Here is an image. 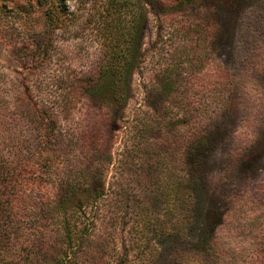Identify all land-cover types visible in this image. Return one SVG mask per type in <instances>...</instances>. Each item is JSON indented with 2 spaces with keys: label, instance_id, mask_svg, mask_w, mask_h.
I'll use <instances>...</instances> for the list:
<instances>
[{
  "label": "rangeland",
  "instance_id": "374dc122",
  "mask_svg": "<svg viewBox=\"0 0 264 264\" xmlns=\"http://www.w3.org/2000/svg\"><path fill=\"white\" fill-rule=\"evenodd\" d=\"M94 1L67 0L68 16L54 32L50 57L28 75L42 104L56 102L69 79L94 72L103 61L105 40L95 31L102 22ZM50 2L31 0L32 20L15 26L14 38L21 45H0V102L5 103L0 150L33 126L18 77L33 59L22 47L23 28L31 27L35 42L45 23L41 11ZM153 3L131 96L120 107L119 118L105 117V107L91 101H80L66 121L58 116L61 142L76 138L65 161L86 172L98 171L93 176L99 175L95 180L104 182L105 190L103 198L85 209L95 225L91 241L78 247L74 260L143 264V250L150 248L154 254L145 257V264H264V0H212L178 12ZM208 14L219 26L212 49L182 31ZM129 18L126 14V25ZM194 47L201 54H193ZM168 64L182 74L174 76L170 103L151 91L155 73ZM200 129L211 133L210 142L196 155L183 157V148L189 149ZM193 165L198 171L189 177ZM189 178L191 196L187 189L176 190L180 179ZM163 184L177 195L172 202L179 215L165 214L164 194L157 190ZM176 218L182 226L179 234L156 237L163 221ZM58 249H50L51 255Z\"/></svg>",
  "mask_w": 264,
  "mask_h": 264
},
{
  "label": "trees",
  "instance_id": "16d2710c",
  "mask_svg": "<svg viewBox=\"0 0 264 264\" xmlns=\"http://www.w3.org/2000/svg\"><path fill=\"white\" fill-rule=\"evenodd\" d=\"M210 1L143 0L142 6L141 0H127L124 6V0H95L94 9L99 10L97 14L102 22V28L99 25L95 31H100L105 40L103 61L94 72L69 79L68 86L60 88L56 102L49 105L35 98L28 79L50 57L54 32L68 16L67 0H51L50 5L41 11L45 23L35 42L31 27L23 28L22 47L27 54H33V59L27 62L23 71L18 72V77L29 102L25 113L33 126L28 134L12 137L7 147L0 150V264H46L47 259L54 264H79L74 260L80 251L78 247L81 249L91 241L88 239L95 225L93 217L87 219L85 209L104 197V182L95 180L99 175H93L99 174L98 171L86 172L80 166L67 164L68 150L73 149L76 138L61 142L57 131L58 116L66 121L80 101H91L105 107V117L111 120L119 118L120 107L131 96L132 75L141 62V37L147 27L148 14L153 11V2L169 12H178L188 4ZM137 11H140L139 15H136ZM126 14L130 17L128 25L125 23ZM32 18L31 0H0V45L7 49L21 45L15 40V26L17 28L20 20ZM213 21L214 16L208 14L203 21H194L182 31L194 43L200 46L202 41L205 45L208 42L212 49L219 35V26ZM193 51V54H201L198 48L194 47ZM168 66L155 73L150 90L154 95L158 93L157 99L170 103L168 99L175 97L174 76L181 77L182 74ZM226 75L223 72L225 79ZM4 104L0 102V117ZM196 134L189 149L183 148V157L196 155L199 148L207 146L211 140V133L203 129ZM197 171L198 167L193 165L187 175L194 177ZM192 181L191 178L187 181L180 179L176 190L187 189V195L191 196L194 191V186L190 185ZM157 190L164 194L165 214L176 216L178 212L172 201L177 195H170L167 184L159 185ZM80 218L87 221L81 222ZM148 219V213H144L143 220ZM178 219L163 221L156 237L173 236V232L179 234L182 226H179ZM54 247L59 249L52 256L50 249ZM151 254H154L153 249L143 250V264Z\"/></svg>",
  "mask_w": 264,
  "mask_h": 264
}]
</instances>
